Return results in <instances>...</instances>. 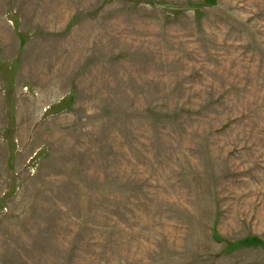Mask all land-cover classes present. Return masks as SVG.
<instances>
[{
    "label": "rangeland",
    "instance_id": "374dc122",
    "mask_svg": "<svg viewBox=\"0 0 264 264\" xmlns=\"http://www.w3.org/2000/svg\"><path fill=\"white\" fill-rule=\"evenodd\" d=\"M0 264H264V0H0Z\"/></svg>",
    "mask_w": 264,
    "mask_h": 264
}]
</instances>
